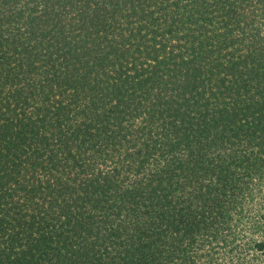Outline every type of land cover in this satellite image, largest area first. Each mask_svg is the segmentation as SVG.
<instances>
[{
    "label": "trees",
    "instance_id": "obj_1",
    "mask_svg": "<svg viewBox=\"0 0 264 264\" xmlns=\"http://www.w3.org/2000/svg\"><path fill=\"white\" fill-rule=\"evenodd\" d=\"M250 253L264 0H0V264Z\"/></svg>",
    "mask_w": 264,
    "mask_h": 264
},
{
    "label": "rangeland",
    "instance_id": "obj_2",
    "mask_svg": "<svg viewBox=\"0 0 264 264\" xmlns=\"http://www.w3.org/2000/svg\"><path fill=\"white\" fill-rule=\"evenodd\" d=\"M244 255H245V253H244ZM244 257V256H243ZM261 256H259L258 254H255V253H250V255L248 254L247 255V257H246V263H248V262H254V264H256V262H258L259 261V259H261L260 258ZM226 263H230V260L229 261H226ZM232 263V262H231ZM234 264V263H233Z\"/></svg>",
    "mask_w": 264,
    "mask_h": 264
}]
</instances>
